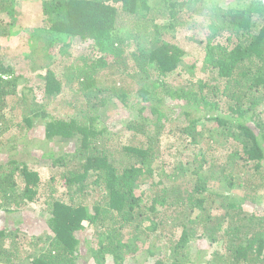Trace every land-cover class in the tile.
Wrapping results in <instances>:
<instances>
[{
    "label": "trees",
    "instance_id": "trees-1",
    "mask_svg": "<svg viewBox=\"0 0 264 264\" xmlns=\"http://www.w3.org/2000/svg\"><path fill=\"white\" fill-rule=\"evenodd\" d=\"M183 2L42 0V26L33 27L29 39L45 33L62 43L61 50L77 39L88 52L74 61H62L58 73L47 66L43 76L42 99L58 95L62 80L77 88L79 105L71 116L45 113L35 93L29 104L28 92H18L22 74L0 53V127L19 124L4 119L9 107L19 103L21 123L27 128L36 119L45 122L48 144L73 143L71 152L56 155L51 148L41 152L51 159L52 167L63 168L67 198L48 202L46 225L51 234L43 244L41 237L36 238L32 246L37 249L31 250L27 264H77L89 256L93 264H127L129 257H136L137 241L152 235L164 238L169 255L161 256L153 240L137 264H264L263 210L245 209L252 183L251 176L244 177L241 171L251 163L252 172L264 180L260 173L264 168V0H189L196 13L209 16L205 20L215 29L205 42L204 76L198 79L183 77L178 66L184 51L162 39L159 28L182 25ZM15 4V0H0V11L9 16L8 23L0 18V39L16 27L20 13ZM119 20L122 23L116 26ZM127 79L137 87L128 86ZM117 103L132 110L121 125L128 132L125 138L123 127L107 117V110ZM201 124L226 129L236 144L220 174L216 175L214 164L205 169L206 159H197L200 152L189 162L180 159L200 142L202 132L197 126ZM170 135L179 143L170 147L171 157L179 152L176 163L167 162V150H161L163 138ZM236 158L243 161L237 171L231 168ZM73 161L77 167L70 164ZM17 163L10 159L0 164V210L4 212L23 200L33 201L37 194L38 173L25 162ZM17 177L23 183L21 193ZM214 178L222 192L209 191ZM165 181L172 185L170 190ZM92 187L98 194L88 203L85 191ZM237 189L246 190V196L234 195ZM205 192L222 198L211 216L205 214ZM171 206L187 207L188 214L196 209L201 220L178 223L179 219L164 213ZM84 222L97 232L96 247L84 236ZM171 223L174 229H166ZM128 226L133 229L124 241ZM10 236L11 231L0 228V240ZM196 237H207L219 249L192 260L184 250ZM1 243L0 264H17L21 259L15 239L6 249Z\"/></svg>",
    "mask_w": 264,
    "mask_h": 264
},
{
    "label": "rangeland",
    "instance_id": "rangeland-1",
    "mask_svg": "<svg viewBox=\"0 0 264 264\" xmlns=\"http://www.w3.org/2000/svg\"><path fill=\"white\" fill-rule=\"evenodd\" d=\"M15 1V9L20 14L17 22H14L16 27L12 28V34L8 37H2L0 39V53L8 57L7 59L11 62V64L22 74L24 80L18 85V92L22 89L25 90V92H28L27 98L29 99V104L31 103L30 99L32 94L35 93L37 96L36 99L44 105V108H42L44 109L43 111L45 113H50L55 117H66L67 115L71 116L73 113L75 114L76 109L74 106L79 105L80 96V94L76 92V87L72 88L70 85L65 84V81L62 80L61 82L63 83V86L58 95L45 96V98L42 99L44 93L41 86H43V76L47 66L50 68L52 67L57 72L63 65L62 61H66L67 58H69L70 61H74L81 54L83 55L88 53L86 51L85 44L80 40L71 39L68 41V47L61 50L60 47H62V43L53 42L51 37L45 33H43L41 38L38 37L39 39L36 36L35 38L32 36L30 40V30H33V27L37 25L42 26V23L40 22L42 0ZM223 2H225V0H223ZM183 3V9L180 15V17L184 20L182 25H178L177 29L170 27L159 28L162 33V39H167L176 43L184 51L183 58L178 66V70L181 72L183 77L198 79L204 76L202 54L204 53L205 42L208 39L207 37L215 29L206 21L207 15L204 17V15H200L198 12L196 13V11H194L195 4L189 3V0H184ZM208 17L209 16H207V18ZM0 18H3L6 23L9 22V16L2 11H0ZM121 23L122 20L117 21L116 26H119ZM163 23L167 22L165 21ZM189 66L193 67V69L191 68L192 74H189ZM182 69L188 70L185 71ZM169 78L171 80L172 77L169 76L168 79ZM126 83L128 86L132 87V89L137 87V85L129 79H127ZM26 87L32 88V91L30 90L32 93L29 92ZM12 98H14L12 101L15 103L18 95L13 96ZM131 111L132 110L118 104L117 107L115 106L107 110V117H109L113 124L120 127L127 120L126 118H129ZM21 112L22 108L19 103H17L14 108L9 107L7 110V116L4 119L12 118L14 119V122L19 121V124H14L12 126L11 123L1 124L2 127H0V129L2 130V133H0V164H5L10 159L16 160L18 162L17 164L25 162L29 169L38 173L39 184L37 186L36 197L33 201L23 200L20 206H13L9 212L0 210V228L5 229L6 231H11V236L9 238L2 239L0 241L2 242L1 248L3 247L6 249L10 247L12 240L14 242L15 239L16 246L18 247L19 258L21 259L20 261H17V264H27L29 262L27 256L34 252L31 251L32 249H37V246H32V244L36 241V238L41 237L42 241H39V243L43 244V242L46 241V237L51 234L47 229L46 217L48 214V206L52 198H67L65 182L62 177L63 168L52 167L51 159L42 157L41 152L48 151L50 148L56 155L71 152L73 150V143H62L55 140L48 144L45 141V122H42L40 119H36L34 124L27 128L21 123V117L23 115ZM204 127L205 126L203 124L197 126V129L202 132L200 142L196 144V146H190L189 151H185L180 159H182L181 161L183 162H189V158L192 159L195 153L200 152L197 159H203L201 157L206 159L204 164V167H206L205 169L214 164V171L217 175L220 174L221 167H223L224 163L228 161L227 155L232 149H234L236 144L233 146L234 139L228 137L226 129L223 130L221 128H217V130H215V128L208 129L207 126L206 128ZM122 129L124 130L122 131V134L125 138L128 132L124 129V127ZM176 141L177 140L173 135L164 137L162 141L163 147H161V150H167V154L169 155L165 154V158L169 163L175 162V160L179 158V152H176V155L173 157L170 155L174 152V150L170 149L171 145L176 143L175 146H179L178 141ZM206 163H208L207 166H205ZM242 163V160L236 158L234 164L231 165V168L234 170L237 167L236 171L240 170ZM70 164L74 166L77 165L76 161H73ZM245 165V168L241 169V171L244 177L245 175L249 176V178L251 176L250 180L252 188L249 192L250 195L246 196V190L244 191L238 189L234 192L236 193L234 195L243 196L245 194L246 200L243 204L245 209H249L250 211L255 209L263 210L262 215H264V180H262L258 174L252 172L251 163H247ZM260 173L264 174V168H261ZM16 180L18 183L17 192L21 193L23 190V183L19 177H17ZM165 184L170 190L172 185L166 181ZM209 185L211 187L209 191H214L216 193L219 191L222 192L217 178L210 179ZM207 192L202 195L207 198L205 203V214L212 215L215 212L217 204L222 201V198L216 195L209 197ZM97 194V189L93 187L86 190L85 197L87 200H90L88 203L93 201ZM175 194L176 196H181L180 192ZM173 197L174 196H171L170 200H172ZM218 211L219 208L217 209V212ZM188 212L189 210L187 207L183 208L171 206L169 208L165 207L164 209V213L171 215L172 218L179 219L178 223H184L187 219L190 220L191 218L201 220L196 217L200 211L194 209L191 213L188 214ZM166 225V229H174V225H172V223L171 225ZM85 226L87 229L83 232L87 234L84 236H88V238L92 241V246L96 247L97 232L94 231L91 225L88 226L86 222H84V227ZM132 229V226L125 228L126 236L124 241H126V239L130 236ZM178 229H180V227L173 231H177ZM169 231L171 232L172 230ZM143 238L144 239L142 241H137V250L134 254L136 257H129L128 263L126 262L127 264H137V261L140 263L144 259V257L141 256L142 253H145L146 249L150 246V242L153 240L156 241L157 246L160 248L161 256L169 255L165 249L166 241L163 240V237H160L159 240H157L153 235L150 237L143 236ZM218 246H216V244H211L207 237H196L189 242L188 248H185L184 253H187L192 260H195L197 257L203 256L204 253H211L214 248L219 249ZM221 251H223V249ZM197 263L198 262L196 261L193 264ZM77 264H93V261L89 256V259H79Z\"/></svg>",
    "mask_w": 264,
    "mask_h": 264
}]
</instances>
